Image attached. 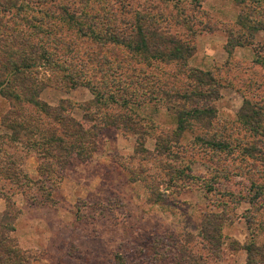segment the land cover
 I'll use <instances>...</instances> for the list:
<instances>
[{"label":"rangeland","instance_id":"rangeland-1","mask_svg":"<svg viewBox=\"0 0 264 264\" xmlns=\"http://www.w3.org/2000/svg\"><path fill=\"white\" fill-rule=\"evenodd\" d=\"M22 1L29 7L4 21L34 43H48L54 59L105 94L107 105H97L83 85H49L40 99L91 132L104 118L130 120L135 130L104 128L89 159L73 156L61 168L11 140L3 123L10 103L0 95V163L21 172L17 181H0V223L7 212L16 215L12 238L30 264H247L245 247L264 246V121L245 119L241 108L249 102L250 115L264 119V66L255 63L256 52L264 58V0L46 1L51 13L82 10L108 28L118 21L129 27L133 11L154 17L161 30L194 46L180 62L94 41L53 18L41 24L45 18L32 10L44 8ZM210 88L213 95L201 101ZM184 94L199 100L204 114L186 116L180 130ZM214 216L223 217L217 253L203 234Z\"/></svg>","mask_w":264,"mask_h":264},{"label":"trees","instance_id":"trees-1","mask_svg":"<svg viewBox=\"0 0 264 264\" xmlns=\"http://www.w3.org/2000/svg\"><path fill=\"white\" fill-rule=\"evenodd\" d=\"M46 1L43 0L46 5L42 3V0L40 2H37V0L32 1L33 8H44L38 10L40 12L32 10L33 13L42 15L45 18L39 21L41 24L45 20L53 18L56 20L55 23H68L73 26L83 37H89L94 41L98 40L106 44H117L133 54L141 55L147 59L180 62L186 61L194 53L193 45L188 41L176 39L168 31L161 30L160 24L157 23L154 17L133 11L130 12L133 20L128 21L129 27H121L120 25L123 23L118 21L119 24L114 22L113 26L108 28L103 23L104 27L100 23H96L92 17H88L89 14L82 10L74 13L68 10L71 8L62 7L54 8L55 13H51V10H47ZM166 1L172 2L174 0ZM191 1L199 4V0ZM50 2L54 4L57 0H50ZM80 3L83 4L84 1L80 0ZM28 7L23 8L22 0H0V95L10 103V110L4 116L3 123L12 132V141L26 142L29 149H32L31 147L38 149V154L42 159L48 158L57 161L60 167L64 168L73 156L82 160L89 159L95 150L97 134L104 128L121 127L126 130H135L133 125L132 127L127 126V123H132L130 120L110 123L107 118H104L98 124V128L94 125L95 127L91 132L71 117L56 115L50 106L40 99L41 91L49 85L62 88H74L83 85L96 96L97 105L102 107L107 105L102 102L106 98L105 94L97 92L93 85L82 81L80 76L70 74L54 59V54L49 50L48 43L44 45L34 43L30 40L29 35L19 34L16 29L4 21L3 16L5 14H10L11 11L26 10ZM72 11L74 10L72 9ZM33 20H35L34 17ZM255 63L264 66V58L259 52H256ZM200 75L203 76L204 73H200ZM199 81L206 84L202 79ZM115 91L118 92V88ZM207 92L213 95V90L210 88L200 94L199 99L201 101L205 99L204 96ZM118 93H122L119 101L126 104V107L130 106V103L123 98L125 93L121 88ZM108 96H110L109 101L114 104L117 103L113 93ZM177 98H182L185 105L177 113L180 130L185 129L183 121L186 116L191 117V119H197L198 117L202 119L204 111L202 108L200 111V108L196 107L199 100L187 94L180 95V98ZM136 105H138V108H132V112L139 118L138 109L141 106ZM187 105H189V110L185 109ZM249 107V102H244L241 108L245 119L264 121L261 112H257V119L253 115L251 116L250 114H254V109L250 110ZM39 113L45 115L48 119H52L57 128L46 127V124L40 120ZM59 133L62 136L58 135ZM30 139H32V144ZM34 139L37 141H34ZM8 165H10L8 171H5L4 166L0 163V181H17L16 179L21 175L20 170H16L13 162L8 163ZM10 203L12 202L9 200L8 204L10 205ZM15 220L16 215L7 212L0 223V264L31 263V257L28 258L19 248L16 240L12 238V233L15 230ZM209 220L204 227L203 234L206 236V241L210 247H212L210 248L211 251L217 253V249H220L222 245L223 217L214 216ZM245 251L247 252V264H264V246L260 248L252 244L246 246ZM193 264H204V261L201 258L195 260Z\"/></svg>","mask_w":264,"mask_h":264}]
</instances>
